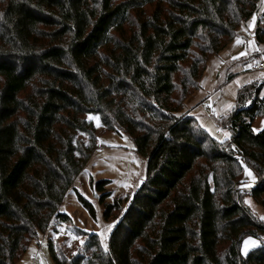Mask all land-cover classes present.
Wrapping results in <instances>:
<instances>
[{
    "label": "trees",
    "instance_id": "trees-1",
    "mask_svg": "<svg viewBox=\"0 0 264 264\" xmlns=\"http://www.w3.org/2000/svg\"><path fill=\"white\" fill-rule=\"evenodd\" d=\"M260 1L0 0V264L70 219L59 207L98 147L88 115L133 139L147 178L107 248L85 231L84 252L64 261L49 240L57 264H264V242L241 253L245 237L264 234L240 190L248 167L257 181L246 192L264 209V130L253 131L264 99L240 106L259 84L224 119L229 139L185 110ZM257 35L264 43V24ZM108 183L93 186L103 203ZM123 204L106 205V218Z\"/></svg>",
    "mask_w": 264,
    "mask_h": 264
},
{
    "label": "rangeland",
    "instance_id": "rangeland-1",
    "mask_svg": "<svg viewBox=\"0 0 264 264\" xmlns=\"http://www.w3.org/2000/svg\"><path fill=\"white\" fill-rule=\"evenodd\" d=\"M254 17L245 23L227 47L218 55L210 58L200 79L201 90L188 104L187 114L192 113L197 124L212 138L226 140L231 138V131L226 125L228 118L238 105L242 88L259 84V93L254 92L244 98L240 106L249 107L252 98L259 96L264 99V68L255 70L254 60L264 62V43L258 39L259 26L264 24V0ZM150 11V10H148ZM259 21L261 24H259ZM246 53V55H242ZM234 76L228 81L229 75ZM181 74L176 76L179 82ZM93 119L98 129V147L83 171L75 179L73 187L65 195L59 207L61 214L70 219L54 218L46 232H41L38 238L32 240L27 251L17 264H57L51 256L48 242L51 240L61 253L63 260H70L84 252L80 243L86 240L85 231L98 234L105 248L109 245V236L126 214L136 192L142 187L147 178L148 157L137 151L135 142L128 135L107 131L102 127L97 115H88ZM225 125H222V123ZM221 124V125H220ZM264 130V117L259 116L253 124L254 133ZM218 131L221 132L218 135ZM251 172V176L247 173ZM107 180L105 202L100 201L102 194L97 193L94 184ZM257 177L253 170L245 167L244 184L240 190L246 196L244 200L252 211L264 222V209L248 192L256 185ZM100 194V195H99ZM85 198L94 210V214L79 199ZM115 199H122V209L106 218V205L113 204ZM109 226H112L109 229ZM256 241L255 246L249 245L245 253V241ZM264 242V234L258 237H245L241 253L247 255L250 250Z\"/></svg>",
    "mask_w": 264,
    "mask_h": 264
},
{
    "label": "snow or ice",
    "instance_id": "snow-or-ice-1",
    "mask_svg": "<svg viewBox=\"0 0 264 264\" xmlns=\"http://www.w3.org/2000/svg\"><path fill=\"white\" fill-rule=\"evenodd\" d=\"M242 55H246V53H242ZM225 138L227 139L228 138V133L225 132ZM249 176H251V172H248L247 173ZM112 226H109V229L111 228ZM80 243L83 245L84 244V240H81ZM245 253L247 251V248L249 247V245H252V246H255L256 244V241H252V240H249V241H245Z\"/></svg>",
    "mask_w": 264,
    "mask_h": 264
},
{
    "label": "built area",
    "instance_id": "built-area-1",
    "mask_svg": "<svg viewBox=\"0 0 264 264\" xmlns=\"http://www.w3.org/2000/svg\"><path fill=\"white\" fill-rule=\"evenodd\" d=\"M253 68H254L255 70H261V69H263V68H264V62H263V61H260V60H258V59L254 60ZM217 134L220 135L221 132L218 131Z\"/></svg>",
    "mask_w": 264,
    "mask_h": 264
},
{
    "label": "crops",
    "instance_id": "crops-1",
    "mask_svg": "<svg viewBox=\"0 0 264 264\" xmlns=\"http://www.w3.org/2000/svg\"><path fill=\"white\" fill-rule=\"evenodd\" d=\"M189 115L192 116V117H194V116L192 115V113H190ZM231 135H232V133H231Z\"/></svg>",
    "mask_w": 264,
    "mask_h": 264
}]
</instances>
